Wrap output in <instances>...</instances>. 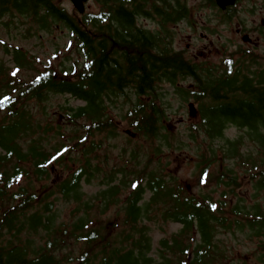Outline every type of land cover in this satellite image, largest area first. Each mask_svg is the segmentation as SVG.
<instances>
[{
  "label": "trees",
  "instance_id": "trees-1",
  "mask_svg": "<svg viewBox=\"0 0 264 264\" xmlns=\"http://www.w3.org/2000/svg\"><path fill=\"white\" fill-rule=\"evenodd\" d=\"M94 1L99 11L79 16L58 8L53 0H0V18L19 15L32 18L41 30L54 26L66 30L82 60L69 72L35 70L28 84L18 78L20 67L30 66L22 51L14 50L12 68L0 66V264H223L224 254L216 252V232L241 230L247 213L239 206L227 211V201L214 200L210 193L190 195L169 172L167 158L184 151L186 143L165 128L167 117L160 106L165 104L158 92L167 84L183 102L199 106L200 122L191 123L186 138L211 147L195 154V183L232 188L236 186L232 171L214 170L212 144L224 140V129L230 125L261 138L257 132L264 130V68L254 53L241 49L237 59L228 54L219 67L192 65L175 50L166 27L169 21L188 19L181 0H174L172 17L164 14L167 19L153 32L135 24L147 0ZM207 1L213 8L215 3ZM152 9L161 13L156 5ZM217 12L222 23L235 17L233 10ZM187 80L192 81L190 87L180 86ZM49 92L82 102L59 108L71 127L66 139L60 124L40 123L25 106L29 100L46 101ZM119 99L129 102L122 119L135 134L126 137L127 147H134L129 154L132 161L127 160L122 171L118 166L104 172L101 163L93 162L104 141L118 135L117 118L108 114V103ZM53 132L59 138L53 137L55 144L46 147ZM226 143L235 155L236 142ZM73 150L78 153L72 155ZM131 165L134 170H129ZM58 169L66 175L51 186L52 173ZM98 175H103L102 188L86 197L82 179L90 182ZM22 181L28 184L18 186ZM259 186L264 189V175ZM57 196L76 207L70 220L58 224ZM226 213L233 219L227 220ZM158 222L181 227L160 240V262L149 256L150 230L145 225ZM249 226L264 235L259 210ZM69 241L78 244L77 251L61 254Z\"/></svg>",
  "mask_w": 264,
  "mask_h": 264
},
{
  "label": "rangeland",
  "instance_id": "rangeland-1",
  "mask_svg": "<svg viewBox=\"0 0 264 264\" xmlns=\"http://www.w3.org/2000/svg\"><path fill=\"white\" fill-rule=\"evenodd\" d=\"M58 8L65 9L68 13H75L69 0H53ZM189 11L188 19L179 21L169 26V32L172 33L175 50L188 54L187 57L193 58L197 52L205 50L209 53L206 60L197 59L198 63H204L206 66L216 67L221 60L228 54H233V58L237 59L239 55L236 53L238 49L249 50L256 54L258 66L264 68V0H240L235 8V17L231 23H222L219 20L216 8L208 6L207 0H183ZM100 6L94 0H87L86 14H95L99 11ZM11 20L10 23H7ZM263 23V24H262ZM139 25H143L148 31H156L159 25L156 19L139 20ZM243 28L250 34L252 43L243 45L241 35L237 34V29ZM212 43V46L210 45ZM2 44V45H1ZM189 45V51L186 46ZM8 49V51L6 50ZM19 49L28 58L30 66L20 67L18 78L21 82L29 83L35 70L43 71L50 69L52 71H67L73 69L74 64H81L82 60L75 51V44L68 32L62 28L54 26L48 30H41L32 18L21 17L15 15L2 16L0 18V66L12 68L13 49ZM192 81H182L184 87H190ZM159 88V97L165 104L161 108L166 114L165 128L177 140L183 139L186 143L184 151H175L169 157V153H165V158L169 161V172L174 174L179 182L189 187L190 193L198 195L207 193L213 196L214 200L225 199L227 201V211L239 206V210L247 213L248 221L243 223L241 230H228L218 228L215 235L216 252L224 254L223 264H264V235H258L249 226L252 221V215L256 208L264 215V189L259 186L261 177L264 175V130H260L257 134L249 133L244 128L235 126H227L224 129V140H215L212 149L215 150L217 164L215 171H222L225 168L232 171V175L236 178V186L227 188L223 185H216L213 182L198 186L196 181L197 171L194 169L197 150H207L210 144L202 143L186 138L189 134L188 130L194 124H198L201 119V113L197 103L191 100L183 102L181 98L175 94L171 86L162 84ZM47 100L36 103L33 100L26 101L30 113H33L40 123L46 120L60 124L64 132V139L68 138L71 127L67 120H63V113L59 111L60 107H77L82 105L81 101L68 96L66 94L46 95ZM131 101L134 98L131 97ZM194 103L197 116L189 117L188 105ZM129 107V102L119 99L108 103V114L117 118L118 135L115 138L104 141L99 154L96 155L94 164L101 163L104 172H109L113 168L121 166V171L127 160H131L130 151L134 147H127L125 131L132 130L128 128L122 119L124 112ZM0 113V118L2 117ZM193 123V124H191ZM53 137L59 138L54 132L48 136L49 147L55 144ZM30 139V138H29ZM28 139V140H29ZM226 141L236 142V154L231 155V145ZM75 145V143H73ZM175 145H178L177 141ZM209 146V147H208ZM50 148H46L49 150ZM125 152V153H124ZM78 152L72 151V155ZM121 153V163L119 156ZM81 162V157L77 158ZM145 160L141 158V165ZM129 170H134L133 166ZM62 170L58 169L51 176V186L58 183L62 175ZM85 177V176H84ZM103 175L92 177L90 182H86V178L81 181L82 191L86 197L93 196L102 188ZM27 181H22L18 186H26ZM17 186V187H18ZM129 192V191H128ZM223 196V197H222ZM148 197V194L144 196ZM55 210L59 211L60 219L57 224L72 218L71 212L75 207L74 203H65L58 196L55 199ZM123 200V196H121ZM97 210L94 211V214ZM227 220L233 219L228 213L224 214ZM243 220V219H242ZM56 224V225H57ZM149 228V238L151 241V252L149 256L156 262H160V240L169 238L180 230V225L167 223H145ZM44 231L41 235L44 236ZM258 235V236H257ZM74 240V239H71ZM69 243V244H68ZM66 248L61 254L71 252L75 254L78 244L69 241ZM64 264H77L76 261H69Z\"/></svg>",
  "mask_w": 264,
  "mask_h": 264
},
{
  "label": "flooded vegetation",
  "instance_id": "flooded-vegetation-1",
  "mask_svg": "<svg viewBox=\"0 0 264 264\" xmlns=\"http://www.w3.org/2000/svg\"><path fill=\"white\" fill-rule=\"evenodd\" d=\"M237 1H240V0H237ZM173 4H174V0H147L146 4H144V11H143V14H137L135 17H136V20H135V24L138 25V26H141L145 29V27L143 25H139V20H147V19H156L157 22H158V25L161 24L164 19H167V17L164 16V14L167 16V14L170 16V18L172 17V7H173ZM152 5H156V9L158 10V12L160 11L161 13H159V15H157L154 10L152 9ZM172 25V22H167L166 23V27ZM239 30V34H243V33H246V31H244L242 28L238 29ZM249 34V33H247ZM250 35V34H249ZM250 43V42H248ZM247 43V44H248ZM211 44V43H210ZM187 48V51H189V45L186 46ZM185 56H186V53H185ZM207 56H209V53L207 54ZM204 57L202 59H206L207 58ZM187 57V56H186ZM187 59L189 61H191V63L193 65H195L196 63H198L197 61V58L193 57L192 59L187 57Z\"/></svg>",
  "mask_w": 264,
  "mask_h": 264
},
{
  "label": "water",
  "instance_id": "water-1",
  "mask_svg": "<svg viewBox=\"0 0 264 264\" xmlns=\"http://www.w3.org/2000/svg\"><path fill=\"white\" fill-rule=\"evenodd\" d=\"M71 3L73 4L74 8L79 12L83 13L84 12V3L86 0H70ZM235 0H216V3L219 8L225 9L227 6L233 5ZM244 41L247 40V37L243 39ZM190 115L194 116L195 115V110L192 105H190ZM126 134L130 135V132L126 131Z\"/></svg>",
  "mask_w": 264,
  "mask_h": 264
}]
</instances>
